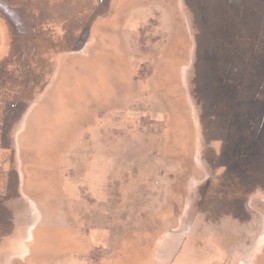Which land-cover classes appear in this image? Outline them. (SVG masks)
Wrapping results in <instances>:
<instances>
[{"label": "rangeland", "instance_id": "1", "mask_svg": "<svg viewBox=\"0 0 264 264\" xmlns=\"http://www.w3.org/2000/svg\"><path fill=\"white\" fill-rule=\"evenodd\" d=\"M245 1L0 0V264H264Z\"/></svg>", "mask_w": 264, "mask_h": 264}, {"label": "water", "instance_id": "2", "mask_svg": "<svg viewBox=\"0 0 264 264\" xmlns=\"http://www.w3.org/2000/svg\"><path fill=\"white\" fill-rule=\"evenodd\" d=\"M194 1V4L197 5V10L198 12L200 10H202V7H199L200 5V2L201 1H206V0H193ZM228 1V4L231 6V8H233L234 11L237 12V14H244L245 12H247L246 8H247V4L248 2L245 1V0H227ZM229 2H233V3H229ZM195 7V6H194ZM9 12L7 11L5 16L8 18V14ZM210 44V43H209ZM208 45V44H207ZM210 79V77H208ZM256 147V145H255Z\"/></svg>", "mask_w": 264, "mask_h": 264}, {"label": "flooded vegetation", "instance_id": "3", "mask_svg": "<svg viewBox=\"0 0 264 264\" xmlns=\"http://www.w3.org/2000/svg\"><path fill=\"white\" fill-rule=\"evenodd\" d=\"M100 2H101V3H104V0H100ZM13 22H14V21H13ZM14 25L17 26V27H19L18 24H16V22H14ZM17 27H16V28H17ZM247 113H248V111H247ZM248 114H249V116H250V113H248ZM249 118H250V117H249Z\"/></svg>", "mask_w": 264, "mask_h": 264}]
</instances>
